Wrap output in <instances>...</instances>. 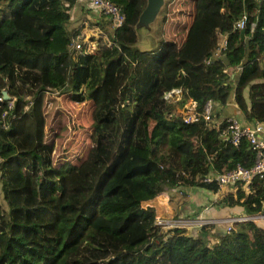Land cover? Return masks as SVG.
Instances as JSON below:
<instances>
[{
	"label": "trees",
	"instance_id": "trees-1",
	"mask_svg": "<svg viewBox=\"0 0 264 264\" xmlns=\"http://www.w3.org/2000/svg\"><path fill=\"white\" fill-rule=\"evenodd\" d=\"M77 1L0 0V264H264L263 219L191 233L162 227L155 206L164 187L215 192L200 179L209 167L252 164L248 140L224 143L182 114L187 98L224 106L230 94L243 119L264 120V0H166L149 49L133 28L145 0H108L117 26L85 7L95 17L68 28ZM54 90L70 107L47 123ZM233 186L213 206L264 212L257 176Z\"/></svg>",
	"mask_w": 264,
	"mask_h": 264
},
{
	"label": "built area",
	"instance_id": "built-area-1",
	"mask_svg": "<svg viewBox=\"0 0 264 264\" xmlns=\"http://www.w3.org/2000/svg\"><path fill=\"white\" fill-rule=\"evenodd\" d=\"M82 2H84L87 7L92 8L95 12H100L109 17L111 26H117L123 20V14L119 8L108 0H83ZM243 20L244 16L236 20L235 25L239 28L242 27ZM223 44L224 38L220 37L218 47ZM75 46H77V43H75ZM217 52L218 51H215V54ZM176 90L178 91V89ZM8 105H10V102ZM183 107L185 108V112L182 114V120L184 122H201L208 128H213L216 132L217 138L224 143L237 145L241 139H246L254 153L253 162L249 167H243L236 164L224 172H216L209 167V170L206 173H203L200 179L205 183L215 182L217 189L215 192H212L213 194L223 192L230 188L233 189V185L238 181L244 182L246 187V182L255 176L261 180V183L264 186V120L246 121L243 118V120L240 119L234 114L216 115L215 111L219 109V106H217V104L211 99H206L203 104L197 108L196 101L187 98L183 103ZM1 116H3V114ZM1 120H3L2 122H5L4 119ZM177 218L176 220L185 226H201V224L212 223L215 220L202 216H197L195 218ZM249 218H264V212H258L253 215H230L221 221H225L226 228H228L231 223L235 221ZM160 221V219L156 218V222L162 225L163 223H160Z\"/></svg>",
	"mask_w": 264,
	"mask_h": 264
},
{
	"label": "rangeland",
	"instance_id": "rangeland-1",
	"mask_svg": "<svg viewBox=\"0 0 264 264\" xmlns=\"http://www.w3.org/2000/svg\"><path fill=\"white\" fill-rule=\"evenodd\" d=\"M194 6V4H193V2H191L190 4H189V6ZM201 7H203V5L201 4ZM162 8V7H161ZM92 8H90V10H91ZM93 10V9H92ZM94 11V10H93ZM85 12V11H84ZM83 13V12H82ZM81 13V14H82ZM87 13V12H86ZM193 13H194V8H193V10L192 11H189L188 12V14H189V18H190V20H191V18L193 19V17H194V15H193ZM91 14V19H92V14L93 13H90ZM200 15L201 16H203V15H206V16H209V17H218L217 16V11L215 10L213 13H210V9H204V10H201L200 11ZM86 19V17H84V14H82V16H78L77 18H73V19H70V22H68L67 23V27L68 28H70V27H72V26H77L83 19ZM157 18V17H156ZM155 21V20H154ZM153 24V23H152ZM152 24H151V34L153 35V33H152ZM214 29L216 30V32H217V39L219 40L220 39V37H221V34L219 35V26H217V25H215L214 26ZM102 30V29H101ZM96 29L94 30V31H92L93 33H92V36H96ZM103 31V30H102ZM184 33L182 32V33H178L177 35L175 34L174 36H173V39L177 42V44H179L181 41H182V39H183V37H184V35H183ZM86 35H90L89 33H86ZM153 37H154V35H153ZM138 38V37H137ZM154 39H155V37H154ZM139 40V39H138ZM155 42H156V39H155ZM139 46L142 48V44H141V42H140V40H139ZM116 49H112V48H110V50H106L104 53H106V55H105V57H104V60L102 61V63H101V68H100V70H101V72H102V65L104 64V61H106V59H108L109 57H112V56H114L115 54H116ZM97 57L98 56H96V59H97ZM230 72L231 71H233L232 69H228ZM100 74V73H99ZM47 92H50V94H52V95H50V96H52L51 97V101L50 102H48L46 105H44L43 107L44 108H46V109H48L47 110V112H46V114H47V123H49V122H51L52 121V113H53V108L54 107H59V108H65V107H70L68 104H67V101H66V99H63L62 97H61V95H59V94H57L56 93V90H54V91H47ZM171 92H173V95H171L170 93H169V96H171V99L174 101V100H177L178 98H180V93L176 90V89H172L171 90ZM62 98V99H61ZM63 100H64V103H63ZM230 102H233V100L231 99V96H230V94L228 95V97H227V100H226V102H225V104H224V109H226V110H228L229 109V104L228 103H230ZM217 106H219L220 108H221V110H222V107H223V105L221 106V105H217ZM235 107V106H234ZM31 107L29 106V107H26V110H28V109H30ZM237 108V107H236ZM240 111V110H239ZM183 189H185V190H195V191H193L195 194H196V196H198L199 195V197L201 198L203 195H205L206 196V200L205 201H203L204 203H201V201H200V203H198V204H194V206H198V209L197 210H200L201 209V207L202 206H204V205H206V206H212L213 204H215V205H219L220 206V204L218 203V197L223 193V192H225V191H227V190H224L223 192H217L216 194H213L212 192H211V194L210 193H208L204 188H201V187H197V186H170V187H168V188H166V187H164V190H163V192H162V194H160L161 195V197L159 198V199H157L156 201H155V206H156V215H157V219H160L161 221H160V223H163L162 224V227L163 226H168V224H173V225H177V226H183L184 228H186V226L185 225H183L182 223H180V222H178L177 220H176V218L178 217L179 218V216H178V213L176 214V216H174V217H164V216H162V215H160V213L162 212V210H165V206H171V205H173V206H175V207H173V206H171L172 207V209H177L178 208V206L176 207V204L179 202V201H181L180 202V204H183V197L184 196H182L184 193H183ZM178 196V197H177ZM180 196H182V197H180ZM208 197V198H207ZM199 214L198 212H194L193 213V215H183L182 217L184 218V217H191V216H195L194 214ZM200 215V214H199ZM200 216H202V215H200ZM202 217H204V216H202ZM206 217V216H205ZM207 217H210V216H207ZM216 218V220H214L212 223H205V224H201V226H203V225H208V224H212V226L213 225H215V227L214 228H216V229H218V228H224V226L226 225V222L224 221H221V220H219V216H215ZM177 218V219H178ZM166 219V220H165ZM166 224V225H165ZM161 225V224H160ZM201 226H192L191 228H187L189 231H196L199 227H201ZM208 230V229H207ZM194 232H191V233H194Z\"/></svg>",
	"mask_w": 264,
	"mask_h": 264
},
{
	"label": "crops",
	"instance_id": "crops-1",
	"mask_svg": "<svg viewBox=\"0 0 264 264\" xmlns=\"http://www.w3.org/2000/svg\"><path fill=\"white\" fill-rule=\"evenodd\" d=\"M83 0H78L75 5L71 8V19L73 18H77L78 16H82V14H84V16H87V17H90L91 14H88L86 12L83 11V9L85 7H87L84 2H82ZM90 10V9H89ZM83 12V13H82ZM90 12H93L95 13V11H93L92 9L90 10ZM82 13V14H81ZM95 16L92 15V18H94ZM229 104V109L226 110L224 109V106L222 107V110L219 112L220 114H234L235 116L239 117L240 119L243 118V116L241 115L240 111L237 107V105L234 103V102H230L228 103ZM235 106V107H234ZM243 120V119H242ZM208 193L211 194V191L208 190V189H205ZM195 190H185L183 189V195L184 196L183 198V204H180L181 201H179L177 204H176V207L178 206V208L176 209L178 211V216L183 218L182 216L183 215H193L194 212H198L200 215L202 216H206L205 218H207V216H210L209 218H212V219H215L216 217L215 216H219V220H223L225 219L226 217L230 216V215H235L237 213H231L232 210H230L229 208H224V207H219V206H202L200 210H197L198 209V206H194V204H198L200 203H204L203 201L206 200V196L203 195L201 198L198 196H196V194L193 192ZM180 196V197H182ZM161 197V195L158 196L157 199H159ZM178 197V196H177ZM208 198V197H207ZM173 206V205H171ZM171 206H165V207H168V209H172ZM175 207V206H173ZM199 214H194L195 216H191V217H184V218H195L197 216H200ZM257 219H263L264 218H257ZM216 220V219H215ZM224 222V221H223ZM193 225H189V226H186L185 229L187 228H191ZM195 226V225H194ZM215 227V226H214ZM216 228H211V230H215ZM188 230V229H187ZM190 232H194V231H190Z\"/></svg>",
	"mask_w": 264,
	"mask_h": 264
},
{
	"label": "water",
	"instance_id": "water-1",
	"mask_svg": "<svg viewBox=\"0 0 264 264\" xmlns=\"http://www.w3.org/2000/svg\"><path fill=\"white\" fill-rule=\"evenodd\" d=\"M166 0H145L143 8L140 10L135 23L133 24L136 36L142 44V49H149L155 46L156 42L151 34V24L158 16V12ZM224 58V55L222 56ZM2 97L6 98L5 91Z\"/></svg>",
	"mask_w": 264,
	"mask_h": 264
},
{
	"label": "clouds",
	"instance_id": "clouds-1",
	"mask_svg": "<svg viewBox=\"0 0 264 264\" xmlns=\"http://www.w3.org/2000/svg\"><path fill=\"white\" fill-rule=\"evenodd\" d=\"M27 106H25V108H26Z\"/></svg>",
	"mask_w": 264,
	"mask_h": 264
}]
</instances>
